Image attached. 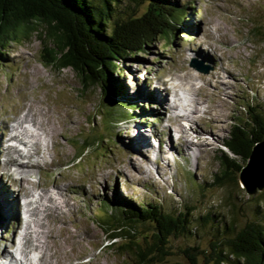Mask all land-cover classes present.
<instances>
[{"label": "rangeland", "instance_id": "1", "mask_svg": "<svg viewBox=\"0 0 264 264\" xmlns=\"http://www.w3.org/2000/svg\"><path fill=\"white\" fill-rule=\"evenodd\" d=\"M165 2L178 9L175 21L181 19L180 25L167 40L156 36L144 51L127 56L120 61L119 72L112 73V80L122 87L115 104L130 102L121 107L123 114L110 113L108 95L100 84L82 90L71 68L44 64V42L38 33L0 46V201L13 206L3 214L0 210V222L5 223L0 227V251L3 247L14 251L11 243L18 240L21 222L26 221L30 240L24 250L35 252L30 254L33 262L46 248L38 264H134L133 259L102 247L107 239L98 218L116 201L137 205L158 199L163 211H186L189 231L170 236L167 264H190L188 256L205 264L202 252L210 253L211 242L223 235L225 223L234 222L235 229L228 234L252 219L264 224V200L257 191L247 194L238 186L212 185L221 170V144L232 123L245 118L249 104L253 111L264 109V0ZM145 6L146 0H120L115 10L140 14ZM37 27L44 28L41 23ZM196 66L209 69L204 73ZM187 72L189 81L184 79ZM166 79L176 88L160 84ZM174 102L176 109L171 107ZM29 108L40 123L33 129L46 150L41 145L32 157L21 160L29 165L23 171L31 168L28 177L23 176L27 181H21L17 176L22 173L13 171L14 162L7 161L2 151L7 125ZM216 114L222 118L218 123L213 121ZM138 130L150 134L152 147L142 151L135 147L132 137ZM26 139L34 142L36 137ZM55 187L65 193L64 215L46 216L43 197L36 214L22 220L14 194L21 189L22 203L27 193L33 199L32 191L37 190L36 200L49 189L62 203ZM6 192L12 196L9 201ZM232 201L237 210L234 219L228 206ZM207 213L214 219L202 224ZM11 216L16 220L7 222ZM30 226L36 230L35 239ZM151 233L148 223L136 224L137 238L148 239ZM36 242L41 247L34 249Z\"/></svg>", "mask_w": 264, "mask_h": 264}, {"label": "trees", "instance_id": "2", "mask_svg": "<svg viewBox=\"0 0 264 264\" xmlns=\"http://www.w3.org/2000/svg\"><path fill=\"white\" fill-rule=\"evenodd\" d=\"M118 1L0 0V46L20 42L34 32L38 33L44 42L41 58L44 64L57 69L71 68L82 90L100 84L102 93L108 95L110 113L114 110L116 115L123 114L121 107L130 102L125 99L122 104H115L114 97L120 94L122 87L112 80V73L119 72L120 61L144 51L156 36L167 40L181 19L175 21L179 11L168 6L166 0H146L145 9L140 14L115 10ZM38 23L44 28L37 27ZM245 114L244 119L232 123L221 144V170L212 178V185L243 188L237 179L239 171L253 146L264 140V109L253 111L249 104ZM263 190H256L261 201L264 200ZM227 198L231 201L230 194ZM107 206L98 218L107 239L102 247L133 259L134 264H167L170 236L189 231L186 211L177 208L163 211L158 199L137 205L116 201L114 207ZM228 206L234 219L236 205L232 201ZM213 219L214 215L207 213L201 223ZM146 223L152 228L151 237L137 238L136 224ZM234 227L233 221L225 223L223 235L218 238L215 235L210 253L202 252L205 264H264V224L252 219L239 231L228 234ZM188 259L190 264H196L194 257L188 256Z\"/></svg>", "mask_w": 264, "mask_h": 264}, {"label": "bare ground", "instance_id": "3", "mask_svg": "<svg viewBox=\"0 0 264 264\" xmlns=\"http://www.w3.org/2000/svg\"><path fill=\"white\" fill-rule=\"evenodd\" d=\"M191 70V69H190ZM190 77V74L189 72H187V76L184 77V79L186 81H189L188 78ZM198 77H204L203 74H198ZM171 79H166V80H163L160 82L161 85H168L170 84L172 89H173V86L175 87L174 84H172L171 82ZM204 86V85H203ZM189 87V86H188ZM201 87V86H199ZM199 87H198V91H199ZM176 88V87H175ZM167 92H169V88H166ZM190 89V88H188ZM161 93V92H160ZM176 93L178 94L177 90H176ZM173 94H174V90H173ZM160 95V94H158ZM157 95V99L160 98L158 97ZM175 96V94H174ZM178 99H181L179 97V95H177ZM163 100V98H161ZM167 100V99H165ZM172 108L176 109L178 107V104L176 102L173 103V105H171ZM197 112V111H196ZM180 116V115H179ZM182 118V117H180ZM222 120V118L220 117V115H215L214 116V119L213 121L215 123H218ZM14 124H10V125H7V131H9L5 141V147H3V151L2 152H5V154L8 155V160L9 162H14V164H10L14 170L13 171H17V172H21L22 175L20 174L19 176H17L21 181L22 180H25V178L23 176H27L28 177V174L31 172V168H29V171H23L24 168L28 167L29 165L27 163H23L24 161H21V160H24L26 157L29 158V157H32L34 154H36V152L34 151L36 148L39 149L40 146L42 145V149L43 147L45 146V144L43 142L40 141V138L37 137V133L35 131L37 130H34L33 128H38L39 129V122H37L35 120V117L33 116V113L32 111L30 110V108L27 110L26 113H24L22 115V117L20 116L19 118H17L14 122ZM9 127V129H8ZM36 128V129H37ZM139 129V128H138ZM50 130V129H49ZM52 130V129H51ZM47 132V131H46ZM53 132V131H51ZM47 134V133H46ZM51 134V133H50ZM40 135V134H39ZM26 137H36V139L34 140V142H30L29 140L26 139ZM185 137V136H184ZM133 138V144L135 145V147L139 148L141 151L144 150V148H146V150L149 148V147H152V143L150 140V134L149 133H143L141 132L140 130H138V132L134 135ZM138 138V142L136 141ZM53 141V140H52ZM41 142V144H40ZM183 142V141H182ZM189 142V141H188ZM17 143H20L22 144L23 146H25V149L24 148L22 149ZM57 143V142H56ZM203 141H200V144H202ZM27 144V146H26ZM186 144V142H185ZM204 144V143H203ZM30 146V148L28 147ZM159 146V145H158ZM33 151H31V150ZM45 149V147H44ZM41 150V149H40ZM161 150V152L163 151L162 149L159 148V151ZM4 154V153H2ZM4 154V155H5ZM36 156L35 155L33 158H32V161L34 163H36ZM39 156H41L39 154ZM23 158V159H18L19 162L17 161L16 158ZM34 159V160H33ZM26 160V159H25ZM28 160V159H27ZM17 161V162H15ZM31 161V160H30ZM33 162H31L30 166H33ZM39 163V162H37ZM9 165V164H8ZM37 165V164H36ZM22 170V171H21ZM139 170V169H138ZM12 174V173H11ZM27 179V178H26ZM29 179V178H28ZM27 181V180H25ZM22 183V182H21ZM20 183V184H21ZM59 183V182H58ZM34 184V183H33ZM1 185V184H0ZM53 185V184H52ZM2 186V185H1ZM3 187V186H2ZM55 193L60 196L61 198H63L62 200V203L58 202L57 201V198L55 196L52 195V193L50 192L49 189H43L42 191V194L39 195V198L36 199V200H33L34 198L37 197V194L36 191L37 190H34L32 191L35 195V197L32 199V196L28 194V197L31 196V199L33 200H28V197H26L27 199H21L23 201H21L22 203H20V200H18V197H19V194H20V191L21 189L17 192V194H14L15 195V198L13 199V201H16V205H17V208L19 209V216L22 217V220L26 217L28 219L29 215L30 214H36V208H37V204H39L38 201H42L41 199L43 197L46 198V205L45 207L42 208V211L45 212L46 216H52V215H58V214H62L64 215V212H63V206L64 204L66 203V197H65V193H63L61 191L60 188L58 187H55ZM40 192V191H39ZM70 192V191H69ZM7 193V192H6ZM32 193V195H33ZM13 195V196H14ZM3 197H0V200L2 199ZM5 198L9 201L12 199V196L11 194L9 195L8 193L5 195ZM25 200V201H24ZM35 201V202H34ZM12 202V201H11ZM36 204L34 207L32 206L33 204ZM2 205H5L3 210H2ZM14 205V204H13ZM9 207H13V206H9V204L3 202V201H0V210L2 212V214L7 210V208ZM35 208V209H34ZM1 214V213H0ZM23 214V216H22ZM3 216V215H2ZM32 216V215H31ZM1 217V215H0ZM24 217V218H23ZM9 220L7 222H11L12 220H14L15 218L13 216L9 217L8 218ZM26 219V220H27ZM16 220V219H15ZM52 220V219H50ZM42 221H45V220H42ZM49 222V220H48ZM40 223V222H39ZM51 223V222H50ZM22 226L24 225V221L21 222ZM30 224V222H29ZM56 224V223H55ZM5 225L4 224H1L0 222V227ZM21 228H19V231L20 233L17 232V235H18V240H15L16 242H13L11 243V246L13 248L14 251L10 250V248L8 249V247L4 248L0 251V264H38V259L42 256V253L45 251L46 253V248L45 250L41 249L38 253H40L38 259L36 262H33L32 260V256L30 254H34L35 252L33 251H25L24 250V245L25 244H28L29 243V236H30V231H29V225H28V222L25 221V225ZM39 227V225H38ZM16 228V226H15ZM30 229L32 230V238L35 239V236H34V229L31 228L30 226ZM34 230V231H33ZM46 230V229H45ZM42 233V232H41ZM21 234V235H20ZM38 235V234H37ZM41 235V234H39ZM21 236L23 238V243L20 244L19 242H21ZM39 237V236H38ZM37 239V238H36ZM39 240V239H38ZM39 242L41 244L44 243V241L42 240H39ZM45 246V245H44ZM37 247H41V245L36 242V245L34 246V249H36ZM47 247V246H46ZM48 248V247H47ZM31 249V248H30ZM28 253V254H27ZM48 253V252H47ZM16 254L18 256H16ZM51 260V259H50ZM49 262V261H47ZM54 263V262H53ZM40 264H44V262L40 263ZM47 264H50V263H47Z\"/></svg>", "mask_w": 264, "mask_h": 264}, {"label": "water", "instance_id": "4", "mask_svg": "<svg viewBox=\"0 0 264 264\" xmlns=\"http://www.w3.org/2000/svg\"><path fill=\"white\" fill-rule=\"evenodd\" d=\"M196 68L204 73L209 69L199 66ZM238 180L247 194H254L256 190L264 189V140L253 146L248 160L239 171Z\"/></svg>", "mask_w": 264, "mask_h": 264}]
</instances>
